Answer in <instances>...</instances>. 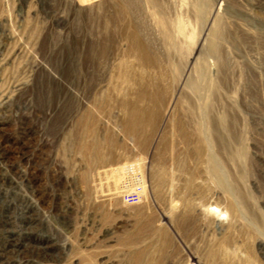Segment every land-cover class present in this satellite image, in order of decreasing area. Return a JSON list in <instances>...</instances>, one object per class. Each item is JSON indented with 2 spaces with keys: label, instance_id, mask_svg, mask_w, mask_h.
<instances>
[{
  "label": "rangeland",
  "instance_id": "obj_1",
  "mask_svg": "<svg viewBox=\"0 0 264 264\" xmlns=\"http://www.w3.org/2000/svg\"><path fill=\"white\" fill-rule=\"evenodd\" d=\"M0 100V262L264 264V0H0Z\"/></svg>",
  "mask_w": 264,
  "mask_h": 264
},
{
  "label": "bare ground",
  "instance_id": "obj_2",
  "mask_svg": "<svg viewBox=\"0 0 264 264\" xmlns=\"http://www.w3.org/2000/svg\"><path fill=\"white\" fill-rule=\"evenodd\" d=\"M216 33H217V31H215L213 34H214V36H216ZM131 41H132V44L135 46V48L137 49V52H138V55L140 56V57H142V59H145V56H146V54H147V52H148V47L147 46H145V44H144V42L138 37V34L136 33V32H134L133 34H132V36H131ZM213 43H215L214 42V40H213ZM213 43L210 45V47L211 48H213V46L216 44H214L213 45ZM215 50V49H214ZM147 57V56H146ZM146 59H148V58H146ZM151 59V58H150ZM152 61V60H151ZM153 63V62H152ZM162 74V73H161ZM160 75V74H159ZM162 76H163V74H162ZM164 78V77H163ZM163 78H161V80L163 79ZM159 79V78H158ZM160 80V79H159ZM160 80V81H161ZM158 82V81H157ZM157 85V84H156ZM153 87V86H152ZM145 90V89H144ZM153 91H154V88H153ZM140 94H141V96H142V94L143 93H145V91H140L139 92ZM158 93V92H157ZM157 93H154V94H157ZM159 96L158 97H156V95H155V97H154V100H155V102L156 103H160V102H162L163 101V96H162V93L160 92L159 94H158ZM164 95V94H163ZM150 96V95H149ZM152 96V95H151ZM172 96V95H171ZM171 98V97H170ZM150 99V98H149ZM1 104H2V102H1V100H0V106H1ZM171 104V103H170ZM175 104V103H174ZM173 104V105H174ZM171 109V108H170ZM169 109V110H170ZM127 112V111H126ZM157 114H158V112L156 111V113H155V117H157ZM152 115V114H151ZM143 111H141V110H138V109H136V108H130V112H129V116H128V120H126L127 121V123H126V126H127V129L130 131V132H132V133H135L140 127H141V125L142 124H144V123H142V119H143ZM145 118V117H144ZM157 119V118H156ZM158 120V119H157ZM157 120H156V122H157ZM153 122V121H152ZM85 148H86V146H85ZM96 155V154H95ZM94 154L92 155V156H95ZM91 156V155H90ZM104 158V157H103ZM92 159H96V157L95 158H92ZM4 160H6V154H0V162H2V161H4ZM97 160V159H96ZM214 162H215V164H214V173L216 174V176H219V170L221 169V165H220V162H219V160L217 159V158H214ZM89 163V162H88ZM165 170V169H164ZM154 172V171H153ZM112 173V172H111ZM85 177H88L87 176V174H85ZM165 177V176H164ZM143 178V177H142ZM109 179V178H108ZM164 179V178H163ZM113 182V181H112ZM111 183V182H110ZM92 184V183H91ZM112 193V192H111ZM107 195V194H106ZM113 202V201H112ZM26 213H27V208L25 209V211H24V214L23 215H25L26 216ZM28 213H29V211H28ZM27 213V214H28ZM4 214H10V213H8L7 211H4V210H2V209H0V227L2 226L3 228H6V226H8V225H12V223H13V221H4L3 220V218H4ZM233 216H232V218H230V224H232V222H233V220H235L236 219V213L235 212H233V214H232ZM23 217V216H22ZM7 219H11L10 217H7ZM30 220V219H29ZM232 220V221H231ZM29 226H32V221H29ZM11 231V230H10ZM16 246H17V244H12V248L11 249H5V250H3L1 253L2 254H4V253H8V252H12L15 248H16ZM0 264H5L4 262H0Z\"/></svg>",
  "mask_w": 264,
  "mask_h": 264
},
{
  "label": "built area",
  "instance_id": "obj_3",
  "mask_svg": "<svg viewBox=\"0 0 264 264\" xmlns=\"http://www.w3.org/2000/svg\"><path fill=\"white\" fill-rule=\"evenodd\" d=\"M122 168L124 179L122 182L116 183V186L118 187V189H116L117 193H121L122 199L126 203L140 204L144 198V184L142 181V176L138 174V167L133 163L124 165ZM115 175L116 172L114 173L112 171L111 176L113 177Z\"/></svg>",
  "mask_w": 264,
  "mask_h": 264
}]
</instances>
